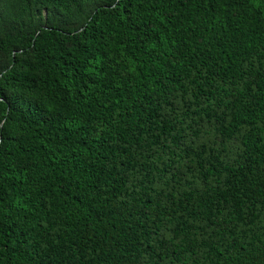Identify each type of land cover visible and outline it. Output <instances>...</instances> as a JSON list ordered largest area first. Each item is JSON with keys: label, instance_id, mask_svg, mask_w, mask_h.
I'll list each match as a JSON object with an SVG mask.
<instances>
[{"label": "trees", "instance_id": "1", "mask_svg": "<svg viewBox=\"0 0 264 264\" xmlns=\"http://www.w3.org/2000/svg\"><path fill=\"white\" fill-rule=\"evenodd\" d=\"M0 264H264V0H0Z\"/></svg>", "mask_w": 264, "mask_h": 264}]
</instances>
